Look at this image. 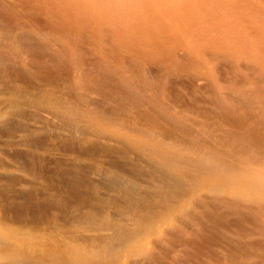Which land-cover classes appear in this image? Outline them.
Segmentation results:
<instances>
[{
    "label": "bare ground",
    "instance_id": "6f19581e",
    "mask_svg": "<svg viewBox=\"0 0 264 264\" xmlns=\"http://www.w3.org/2000/svg\"><path fill=\"white\" fill-rule=\"evenodd\" d=\"M233 2L234 3H230V5L223 0H0V7L7 9L6 15L12 20L8 23L12 24V22H14L17 26L13 27L15 28L13 30H10V25H7L8 29L4 26V28H0V63H2L0 65H4L7 61L6 59L10 57L13 61H8V63L11 62L9 63L11 67L14 63L13 67L20 70L23 75L32 77L35 80V82H32L31 78H29V81H23L24 79H13V77H11L12 75H9V72H6L7 68L4 69L2 68L3 66L0 67V264H118L126 257L121 254L120 251H117L123 247L124 244L131 248V253L135 254L137 258L136 261H150L153 258V254L151 253L149 236H155L157 239L166 242V231H168L166 228H174L177 226L176 221L179 220L178 216L185 215L190 217V210H202L201 206L204 207V204L209 199L205 200L208 194L212 195L214 201L216 200L220 205H223V207H226L227 209L230 207H232V209L233 207H236V209L246 208V210L249 211L248 209L252 208L250 206L253 204L256 206L257 213L264 216V169H245L246 167H242L237 170L238 172L236 175H233L232 171L238 166L231 163L228 164V157L215 151V148H205L201 142L194 141V136L201 135V133H193L191 126V130L184 128L183 126L186 124H180L179 119L174 116L171 117L169 113L156 107V100L154 101L150 97V94L153 91L152 89L150 90L151 87H146V82L150 83V81H154L152 80V74L154 71L151 70L154 65H162L163 68L168 67L171 69V72L178 75V77L175 76L177 78L182 75V77L187 78V80L194 79L196 82H198L197 80L200 81V78L204 79L206 84L208 83L211 86L213 91L211 94L213 95H215V77L219 76V69H222L221 66H223H219V62L222 59L224 60L227 58L230 59L231 62H236L237 67L240 71H243V73L247 72L245 64L251 62V64L264 74V15L262 16L261 14L263 13H259V10L256 11V9L250 5L244 7L243 5H237V0H233ZM240 8L244 9L243 13ZM23 11H25V13L27 12L28 16L31 15L32 17L40 13L49 20L50 25L45 21L49 27H42V29L37 27V16H34V18H36L35 20L33 19L35 22L30 21L29 17L20 18ZM215 12L219 13L220 16L216 17ZM226 12L231 13L234 16L232 17L233 19H237V17L241 15L245 16L252 21V26L244 27L240 30H234L231 27H228L223 24L225 17H223L222 13ZM31 16L30 18L32 19ZM38 18L41 17L38 16ZM39 20L40 19H38V22ZM28 31L34 33H40V31L46 33L49 32L53 38V42H57V45L50 44V42H46L47 39L45 38V43L43 41L44 39L42 40V43H44L45 46L41 47V45L39 47L48 48L50 45L49 49L53 50V55L51 56L55 57L54 59L57 62L56 65L59 66V68L61 66L69 70L67 79L61 82L60 85L52 84V82L48 80V74L50 76L53 74L52 72L51 74L50 72L47 73V70L51 65L50 62L49 64L41 63L45 64L44 67L38 63L40 61L37 60L38 58L36 60L34 59L36 56L39 57V51L36 53L35 48L32 47L34 46L33 44L32 46L30 45L32 48L31 50V48L25 43V40L28 38L26 36L28 33L26 35L24 33ZM22 33L25 38H22L24 39V43L21 39ZM39 37L41 38V36ZM28 39L26 40L27 43ZM37 39L36 41H38V44L40 45L41 40ZM82 39L89 41L88 43L90 44L88 46H90V49L92 48L94 52L98 53L101 57L95 63L94 68H89L90 64L88 66L85 64L83 56L85 53H88L89 49L85 43L81 45ZM6 40H8L10 44L6 42ZM30 41L33 43L34 40L29 39V42ZM58 41L60 46L58 45ZM33 51L37 55L32 53ZM41 51L43 50L41 49ZM48 51H45V53ZM3 52L8 55V57H5L6 59L4 58L5 54L1 55ZM42 54H44V52ZM43 56H47V53ZM52 59L50 60L52 61ZM131 62L134 63L136 68H142V75L140 74L139 81L141 80L144 88H141L139 84L134 85L126 79L127 76H123L124 74L121 73L120 68L127 69V67H130V64H132ZM50 67L53 68V66ZM225 67L229 69L228 65ZM12 70H14V68ZM57 70L59 71V69ZM126 71L127 73L129 72V70ZM173 73H170L171 77L173 76ZM250 73L248 71V74ZM10 74L14 73L10 72ZM64 74L68 73L64 72ZM16 76L14 75V77ZM251 76L250 78L252 79ZM27 77L25 79H27ZM182 77L178 80H182ZM241 78L244 77L241 76ZM166 79H168V77H166ZM229 79L231 82L234 80L231 75ZM170 80L168 79L169 82L167 81V83H170ZM192 81L193 80H191V82ZM243 81H246L244 83L249 85L247 87L251 88L249 93L253 92L264 100V86H258L264 82H258L260 84L256 85V83L250 81V79L247 81L245 78ZM183 82H186V79H184ZM239 82L241 81L238 80L235 85H238ZM196 84L199 85V83H195V86ZM201 84L203 85V83H200V85ZM148 86H150V84H148ZM193 86L194 84L192 87ZM204 86L201 89L204 90ZM223 87L225 89V84ZM205 91H208V89ZM205 91L204 93H206ZM227 91H230L231 93V90ZM158 92L160 93L161 101H164V88H159ZM230 93L228 94L223 90H220L218 98L223 103L239 107L241 105L239 101L241 100L239 98V100L233 98ZM141 100L144 103H142ZM146 100L149 105L146 104ZM109 106L110 108H113V110H107L106 107ZM205 108H207L208 111L209 107L207 106ZM245 108L246 116H248L249 119H257L258 122L256 127L263 128L264 111L260 112L257 108L256 112L253 114L251 112L248 113ZM175 109L174 111L177 112V109ZM207 111L205 113H207ZM183 113L186 114L185 112ZM219 113L223 114V116L227 115L228 118L229 115L233 116L234 114L233 111L230 112L225 109L219 110ZM186 115L184 116L186 117ZM209 116L211 115L209 114ZM197 117L198 116L193 119L196 120ZM188 118L190 117L188 116L187 119ZM187 119L185 118V120ZM23 120H27L28 122L24 121L27 123H34L35 125H32V127L30 126V128H33L34 126V131L37 132L40 130L52 132V128H54L56 130V132H54L56 133V136H53L54 134L49 135L58 139L62 137L68 138L69 135L75 131L74 129H77L76 132L78 134L79 132L81 133V146L87 149L88 147H92L94 149L90 148L91 151H97V154L100 153V155L102 153L107 155L108 151H115V148L116 153V145L113 144L115 147L113 148L112 145L97 144L96 142L93 144L94 141H90L86 134L88 132L96 133L102 130H104L103 132L115 134L118 137V140L126 141L129 144L131 150H133V152H135L141 159L142 166L139 164H129L131 158L122 154V162L126 161L124 168L127 172L126 170L122 171L121 167L119 168L118 166V164L122 163L121 161H119V163L117 162L118 164H109L110 162H106V160H103L104 158L98 159L99 155L96 157L97 160H95L94 155L90 153L91 151L89 149L90 152L87 150V156L86 152H83L84 154L82 153L83 156H81V152L79 151V157L81 159H78H83L85 164L83 167L86 166L85 168H87V166L89 167V163L90 165L93 164L91 166L93 167V172H91L95 176L103 172L117 173L118 175L131 180L134 179V175L144 176L145 182L141 181V184L143 182V185H145L144 183L147 182L146 184L154 188L159 196L167 199L169 211L165 213V216L159 221H155L154 219L149 220L152 225H148L147 233L138 230V225H136L135 222V216L138 212H136L137 209L135 208L134 211L136 215L133 214L130 216L133 219V224L132 227L130 226L131 229L129 231L126 228H114L110 221L104 216H100V214V217H87L85 222H79V220L73 218L67 220H55L56 214L53 215L51 220H36V216L34 217L35 219H33V217L28 214L27 217H30V221L16 219L12 225L8 224L6 216L9 214L8 211L11 207L10 204L7 205V203H10L9 200H12L16 205L17 200H19L21 196H24L22 193L24 191H17V188L32 187L35 189L36 184H38L42 190L46 192L55 190L52 188V185L50 184L51 181L49 182V177L46 174L42 176L38 171L33 169V165L30 166L23 162L24 159L19 156L20 152L23 151L17 152L19 153L18 156L13 153V150L17 147H19L18 149H20V147H26L29 150L32 149V151L33 149H35V151L43 149L42 146H39L40 149H38V145H33L35 143V138L33 139V137L28 136L27 131V133L24 131H18L17 133H21V137L19 140H15V138H17L15 136L17 131L15 124L20 122L22 126L24 123ZM188 120H191V118ZM201 121L200 118L199 122L201 123ZM27 123L26 125L29 126ZM196 124L198 125V123ZM223 124L224 126L229 125L226 124V122H223ZM16 125L19 126L20 124L18 123ZM234 125L236 127L238 126L236 124ZM240 127L242 126L240 125ZM193 128L195 129V127ZM232 128H230V130H222L223 134H226L227 137H230L233 140L232 143L248 146L245 150H252L254 153L253 156H264V149L259 147V143L264 141V133L257 135H251L250 132V134H240L234 131L236 129L232 131ZM237 129H239V127ZM19 130L21 129L19 128ZM130 131H135V135L131 136L132 134ZM42 136L44 137V135ZM69 142H71V140H68L66 143L70 144ZM74 143L77 145L76 142ZM58 144H63V140ZM59 148L60 147L58 146V149ZM53 150L51 151L53 152ZM25 152L28 151L25 150ZM94 154L97 156L96 153ZM31 155L35 157L33 154ZM91 155H93V162L91 161L92 163H88L91 159ZM73 158H75V156ZM70 159L68 161H70ZM86 163L88 164L86 165ZM59 164L60 163H58V165ZM152 166L157 168V170H152ZM79 167L81 168L82 166ZM85 168L83 174L81 172L82 176L86 171ZM202 171H206L214 178L212 184H202L197 189H191L186 185L179 184V186H182L185 191V195L182 197L177 196L176 192L167 186V183H169L176 188L178 187V183H176L178 182V178L176 177L183 176L186 172L199 173ZM162 174L169 175L168 177L170 179L167 181L163 178ZM172 174L177 176L175 178L174 176L171 177ZM64 175H66V173ZM44 176H47L48 179ZM232 177L234 178L232 179ZM84 179L81 181L83 182ZM87 179H85L86 182L84 181L86 184L85 187H88L87 185L91 183H89L91 180L87 181ZM100 180L101 179L94 180L93 185V189L98 191L99 194L101 189L105 188L104 185L109 186L106 182H102L104 179L102 181ZM112 189L114 193L121 192L122 190L119 185H114ZM81 192L82 191L78 193L80 195L79 198H76V202L72 200V203L82 206V209L89 208L91 211H94L93 213H97L98 211L100 213L101 209L99 207L104 201L100 197L99 199L95 197L92 199L86 190L83 194H81ZM141 193H143V191ZM54 194L56 197H60V195L57 196L56 191H54ZM66 194L64 196L70 197ZM70 194L72 195L73 193L70 192ZM112 196L111 198H113ZM62 198H64L63 195ZM129 198L131 199V197ZM224 198H229L231 200L228 202ZM24 199H26L25 196ZM69 199L70 198L67 200L65 199V201L68 203ZM111 201L113 202L112 199ZM210 204H213V202ZM128 207L130 208L129 205ZM132 207L133 206H131V209ZM207 207L208 206L204 208ZM217 208L219 209V207ZM235 210L232 212L234 213ZM239 212L242 214V211ZM227 213H229V211H227ZM110 214L112 215V213ZM230 214H228V216H230ZM16 216L19 217V215ZM16 216L15 218H17ZM240 216L242 217V215ZM197 217L199 218V216ZM253 219H255L254 216ZM253 219L252 221L246 222L251 224ZM123 220L126 221L125 218ZM240 230L241 229H239V231ZM245 232L247 231H244V233ZM169 234L168 235L171 238L173 234L171 235V232ZM133 235L141 237L139 243L133 241ZM249 237L253 238L251 233L249 234ZM185 238L187 240V237ZM261 242L262 240H260V243ZM263 242L258 244L262 246ZM256 244L254 243L253 245L255 246ZM259 250L262 251L263 248ZM263 251L262 253L264 256ZM263 256H261L262 259ZM115 257H119L117 263L116 260H114ZM183 257L185 256L183 255ZM252 258L255 257L252 255ZM243 259L245 260L244 257Z\"/></svg>",
    "mask_w": 264,
    "mask_h": 264
},
{
    "label": "rangeland",
    "instance_id": "374dc122",
    "mask_svg": "<svg viewBox=\"0 0 264 264\" xmlns=\"http://www.w3.org/2000/svg\"><path fill=\"white\" fill-rule=\"evenodd\" d=\"M149 1H151V0H149ZM223 1L227 2L228 4L234 3L233 0H223ZM237 5H241V6L243 5L244 7L246 5H250L254 9H256V11L259 10L258 11L259 13H263V14H261L262 16L264 15V0H237ZM240 10L243 13L244 9L240 8ZM6 14H7V9L0 7V15L3 16V17L0 16V28L5 27L8 29L7 25L8 26L10 25L9 26L10 30L15 29L13 27H17L16 24L14 22H12V24L8 23V22H11L12 20H10V18ZM233 14H234V11H233ZM222 15H223V17H225L223 20L224 21L223 24L227 25L228 27H231L234 30H240L244 27H251L252 26L251 25L252 21L243 15L237 17V19H233L232 17H234V16L231 13L226 12V13H222ZM30 16H28L27 12L25 13V11H23L21 13L20 18L29 17L30 21H34L36 19V18H34V16H37V19H36V26L37 27H40V29H42V27H45V28L49 27L46 24L48 22V25H50L49 20H47L40 13L38 15H34L33 17L31 16L32 19L30 18ZM38 16L41 18H38ZM215 16L218 17L220 15H219V13L215 12ZM263 18H264V16H263ZM38 19H40L39 22H38ZM41 21H42V23L43 22L44 23L42 24ZM45 21H47V22H45ZM229 22H231L232 24ZM5 24H6V26H5ZM18 33H19V31H18ZM24 34L25 35L27 34L26 36L29 39L34 40L33 43L31 41H30L31 42L30 43L29 39L27 38L28 43H29V45H28V43L26 41L27 39H26L25 43L27 44V46L30 47V45L32 46V44H33L34 46H32V47L35 48L36 53L39 51L38 52L39 57L34 56L35 57L34 59L36 60L38 58L37 60L38 61L40 60V61L39 62L37 61V62L40 63V65L44 66L45 64H49V62H50V64H51L50 66H53V68L50 67L49 65H48L49 68L47 66V68H48L47 73H49V72H50V74H51V72L53 73V74H51L53 77L48 74V80H50L52 82V84L60 85L61 82H63L65 79H67V76L69 75V72H68L69 70H67V68H63L61 66L59 68V66L56 65L57 62L54 59L55 57L51 56V55H53V50L49 49L50 45L48 48L47 47L46 48H40L39 47L41 45H42L41 47L45 46V44H44L46 41L45 38L47 39L46 42H50V44L57 45L56 44L57 42L56 43L53 42V38L49 34V32L46 33V32L40 31V33L39 32L34 33V32L28 31ZM24 34L22 33L21 39L24 38L23 37ZM32 34H33V36H32ZM39 36H41V38ZM37 38H39L41 40V42L39 41L40 45L38 44V41H36ZM24 39H22L23 43H24ZM39 39H37V40H39ZM50 39H51V41H50ZM42 40L44 41V43H42ZM6 42H8L10 44V42L8 40H6ZM88 42L89 41H87L86 39L81 40V45L83 43H85L87 45V48L89 49L88 53L84 54L83 59H84L85 64L87 66L90 64L89 68L90 67L94 68L95 63L101 57L99 56L98 53H95L92 48L90 49V46H88L90 43H88ZM35 44L37 45V48H36ZM58 45L60 46L59 41H58ZM47 46H48V44H47ZM34 48H33V50H34ZM41 49L43 51H41ZM31 50H32V48H31ZM45 51L49 52V53L46 52L47 56H43L46 54ZM41 52L42 53L44 52V54H42ZM32 53H35V52L33 51ZM3 54L6 55V56L4 55V58L8 57V55L5 52L1 53V55H3ZM52 57H53V59H52ZM8 58L7 59L5 58L7 60L6 61L7 63H8V61L11 60L10 57H8ZM50 59H52V61ZM53 61H55V62H53ZM6 62L4 64L5 67H4V65H0V67L3 66L2 68H4V69L7 68L6 72L7 73L9 72V75H12L11 77H13V79H16V80L17 79H22V80L24 79L23 81H26V80L29 81L30 80L29 78H31L32 82H35L34 78L27 77V76L23 75V73L20 70H18L16 67H13L14 63L12 64V67H11V65L9 64L11 62H9L8 64ZM41 63H45V64H41ZM0 64H2V63H0ZM219 64H220L219 66L223 65L224 67L228 65L229 69L226 67L224 68L223 66H221L222 69H219L220 74H218V75L220 77L219 76L215 77V91H214L215 95L211 94L213 92L212 88L208 83H207L208 85L206 84L204 79L200 78L202 81L197 80L198 82H196V80H194V79H191V80L195 81V82L192 81L194 84V86L192 87L193 84H192L190 79L187 80V78L182 77V75H181L180 77H182V80H178L180 77L177 78L178 75L176 73L171 72V69H169L168 67L163 68L162 65H158V66L154 65V67L151 68V70L154 71L152 74L153 75L152 80H154V81H152V82L150 81V83L146 82V87H151L150 90L152 89L153 92L150 94V97L154 101L156 100V104H155L156 107L161 108L162 111H164V112L166 111V113H169V115L171 117L174 116L175 118L179 119L180 124H182V123L186 124V125L188 124L187 126L186 125L183 126L184 128H186L188 130L192 129L193 133H196V132L201 133V135H196V137L194 136V138H193L194 141L201 142L203 144V147H205V148H208V147L211 149L215 148V151H218L222 155L228 157L227 158L228 164L231 163V164L237 165L239 167V168L236 167V169L233 171L230 169L232 171L233 175H236L238 172L237 170L241 169L242 167L243 168L246 167L245 169H247V168H251V169L255 168L258 170L264 169V156H259V157L255 156V155L253 156L254 153L252 150H250V149L245 150L246 147H248V146H244V145H240V144H234V143H232L233 140L230 137H227L226 134L222 133V130H225V129L230 130V128H232V127H233L231 129L232 131L234 129H236L234 131L237 133H240V134H243V133L250 134L251 133V135H257L260 133H264V127L262 126L263 128H261V127L257 128L256 127L257 122H258L257 119H254V118L249 119V117L246 116V112L244 110V108L246 107L245 109L248 113L251 112L254 114L256 112V109L258 108L259 109L258 111L262 112V111H264V100L261 97H259L258 95L254 94L253 92L249 93V90H251V88L247 87L249 85H246V83H244L246 81H243V79L246 78L247 81H249V79H250V81L256 83V85L260 84L261 82H264V74L261 73V71L257 67H255L253 64H251V62H247L245 64L246 69H247L246 73L245 72L243 73V71H240L239 68L237 67L236 62H231L230 59H227V58L224 60L222 59L219 62ZM130 67H131L132 71L130 70ZM130 67L128 66L127 69L120 68L121 73L124 74L123 76H127L126 79L129 80L131 83H133L134 85L139 84L142 88L144 85L141 83V80L139 81L140 74L142 75V68H139V69L136 68L134 63L130 64ZM13 68H14V70H12ZM93 68H92V70H93ZM57 69H59V71ZM61 69H63V70H61ZM126 70H129V72L127 73ZM232 70H233V72H232ZM254 70H256V71H254ZM221 71L223 72V74ZM248 71H249V73L250 72L251 73L248 74ZM10 72L14 73V74H10ZM64 72H66L68 74H64ZM155 72L159 73V74H156ZM169 72L173 73L174 77L173 76L171 77ZM166 73L167 74L169 73V74L167 75ZM229 74L231 75V77L234 78V80H232L233 82L230 81L231 78L229 79V77H230ZM251 74H252V76H251ZM14 75L15 76L17 75V76L14 77ZM58 75H61V76H58ZM165 75H167V76H165ZM223 75H225V76H223ZM175 76H177V77H175ZM241 76L244 78H241ZM250 76L254 80H252L250 78ZM26 77H27V79H25ZM166 77H168L169 80L172 78L170 80V83H167L168 79H166ZM164 78H165V80H164ZM184 79H186L187 83L183 82ZM238 80L241 82H239L238 85H235V83H237ZM258 82H260V83H258ZM195 83H199V85L196 84V86H197L196 87ZM200 83H203V85L202 84L200 85ZM148 84H150V86H148ZM224 84L227 87V88L225 87V89L223 87ZM244 84H245V86H244ZM262 85L264 86V83H261L258 86H262ZM172 86H173V88H172ZM180 86H182V87H180ZM203 86H204V90L201 89V88H203ZM159 88H164V91H165L164 92V96H165L164 101H161L160 93L158 92ZM207 89L209 92L205 91ZM226 89L231 90L232 94L230 93V91H227ZM220 90H223L225 93H228V94L230 93V95L233 98H236V99L239 98L242 101V103H244V104H242L241 101H239L241 105L239 107H234V106H230L226 103H223L218 98V94L220 93ZM204 91L206 93H204ZM201 92H202V94H201ZM166 93H167V95H166ZM176 95H178V96H176ZM239 95H240V97H239ZM212 96H213V98H212ZM204 99L209 101V102L205 101ZM147 100L150 101L149 99H147ZM147 100H146V104L149 105ZM141 102L144 103L142 100H141ZM174 102L177 104H175ZM138 105H140V104H138ZM206 105L209 107L208 111H207V108H205V107H207ZM247 107L249 110L247 109ZM146 108H147V106H146ZM106 109L107 110H109V109L113 110V108H110V106L106 107ZM174 109L177 112H175ZM221 109H223V110L225 109V110L230 111V112L233 111L234 114L232 113L233 116L229 115V118H228L227 115L223 116V114L219 113V110H221ZM178 110H179V113H178ZM206 111H207V113H205ZM183 112H185L186 114H189V115H186ZM235 113H238V114H235ZM209 114L211 116H209ZM184 115H186V117ZM188 116L191 118L192 121L188 120L190 118L187 119ZM196 116H198L199 118L197 117V119L194 120L193 118H196ZM185 118L187 120H185ZM200 118L202 121L204 120L203 122L201 121V123L199 122ZM205 119L206 120L208 119V120L206 121ZM233 119H234V123H233ZM237 120H238V122H237ZM24 121H27V120H23V122ZM27 122H24L22 126H21L20 122H18L20 124L19 126L16 125L18 123L15 124V127L17 128L16 135H15L17 138H15V140L16 139L19 140L21 137V133H17L18 131L19 132L20 131H24V132L27 131L28 136L33 137V139L35 138L34 142L36 144L34 142H32V143H34L33 145H36V146L38 145L37 146L38 149H40L39 146H42L43 149L41 148L42 150H37L38 151V153H37V151H35V149H33V151H34L33 152L32 149L29 150L26 147H20V149H18L19 147H17L16 149L13 150L14 151L13 153H15V155L18 156L19 153H17V152L23 151V152H20V154H19L20 158L24 159L23 162H25V164L30 165V166L33 165V167H34L33 169L38 171L42 176L46 174L49 177V179L47 176L46 177L44 176V177L46 179H48L49 182L51 181L50 184L52 185V188L55 189L54 191H56L57 196L60 195V197L59 196L56 197V195L54 194V191H50V192L47 191L46 192V191L42 190V188L38 184H36L35 189H33L32 187L17 188L18 189L17 191H19V190L24 191L22 193L24 194L26 199H24V196H21L22 198L20 197V199L17 200L16 205L12 200H9L10 203H7V205L10 204L11 208H9V209L12 212L9 210L8 211L9 214H7V216H6V219H8L7 220L8 224L12 225V223H14V220H16V219L22 220V221H24V220L30 221V217H27L28 214L31 217H33V219L37 218L36 220H45V219L51 220L53 215L56 214L55 220L56 219L67 220V219L73 218V219L79 220V222H85V220H87V217H89V216H94V217L95 216L96 217L97 216L98 217L104 216L106 219H108L110 221V223L113 225L114 228H122V229L126 228L129 231L132 227V224H133V219L130 216H132L133 214L136 215L135 211H134V208H135V209H137L136 212H138L137 213L138 217H137V215L135 216V219H136L135 222H136V225H138V230L140 232H146L147 233L148 232L147 231L148 225H152L149 222V220L154 219L155 221H159L163 216H165L164 214L169 211L168 206H167V199H164V197L159 196V194H157V191H155L154 188H152V187L148 186V184H146L147 182L144 183L147 186L143 185V182L141 184V181L145 180L144 176H142V175H138V176L134 175L135 177L133 176V178H134L133 180L122 177L121 175H118L117 173L103 172V173L96 175V176L93 175V173H92L93 167H91L93 164L90 165V163H89L92 161L93 155L95 157V160H97L96 157H98V155H99V157H101V158L98 157V159L104 158L103 160H106V162H108V163L110 162L109 164H112V163L116 164L117 162L119 163V161L122 162L123 158L121 157V155L124 154V155H127L131 158V160L129 161V164L141 165V159L137 156V154L135 152H133V150H131L129 144L126 141L118 140V137L115 134L103 132L104 130L96 132V133L88 132L86 134L90 141L91 140L94 141L93 144H95V142H96L97 144L100 143L103 145H109V146L112 145L113 148L117 147L116 153H115V151H116V148H115V151L114 150L108 151L107 155L103 154V153L100 155V153L97 154L98 153L97 151H95V152H94V150L91 151L90 148H92V147H90V148L88 147V149H87V148H84L83 146H81V142H80V141H82L80 138L81 133L79 132V134H78L76 132L77 129H74L75 131H73L71 133V135H69L68 138L62 137V138L58 139L56 137H51L49 135V134H51V135L54 134L53 136H56V133H54V132H56V130L54 128H52V130H53L52 132L41 131V130L37 132V131H34V126H33V128H30V126L32 127V125H35V124L31 123V122H29V123H27ZM195 122L198 123V125ZM207 122H208V125H207ZM223 122H226V124H229V125L227 126L225 124L226 126H224ZM26 123L29 124V126H27ZM199 123L201 124L202 128H201ZM24 124L27 126V129L29 127L28 130L26 129V126ZM194 124H196V125H194ZM234 124H236L238 126L236 127ZM240 125L242 127H240ZM18 127L21 130H19ZM193 127H195V129ZM209 127H210V129H209ZM234 127H236V128H234ZM238 127H239V129H237ZM250 130H252V131H250ZM260 130L263 132H261ZM130 133L132 134L131 136L135 135V131H130ZM42 135H44V137L46 135V137L44 138ZM61 140H63L64 145L58 144V143H61ZM68 140H71V142H69L70 144L66 143V142H68ZM74 142H76L77 145H75ZM71 144H73L75 146H73ZM113 144L116 146L114 147ZM259 144L261 145V146L259 145V147L264 149V141L259 143ZM65 145H66V147H65ZM58 146L60 147L59 149H58ZM53 149H55V150H53ZM89 149L91 152L89 151ZM92 149H94V148H92ZM25 150L28 152H25ZM51 150H53V152ZM87 150L90 153H92L93 155L90 156L91 159H90V161H88L89 164L86 163V165L88 164L89 167L87 166V168H85L86 166L83 167V165H85L83 162V159L80 160L81 158L79 156H80V152H81V156H83V154L85 152H86V156H87L88 155ZM72 152H73V154H72ZM94 153H96L97 156H95ZM31 154H33L35 157H33ZM108 154H109V156H108ZM74 156H75V158H73ZM42 157H43V159H42ZM78 158H80V159H78ZM259 158H260V160H259ZM69 159H70V161H68ZM43 160H45V161H43ZM125 162L126 161H123L121 164L117 163L119 168L121 167L122 171L126 170L124 168V164H126ZM58 163H60V164L58 165ZM53 164H54V166H53ZM72 164L75 167H73ZM79 166H82L81 167L82 170ZM43 167H45V168H43ZM84 168L86 171H85L84 175L82 176V174L84 172ZM144 169H145V167H144ZM151 169L157 170V168H155L154 166H152ZM74 171L77 173L78 176L76 175V173ZM81 172H82V174H81ZM126 172H127V170H126ZM65 173L67 176L64 175ZM52 176H53V178H52ZM162 176L167 181L170 179L168 177L169 175L162 174ZM173 176L175 178L177 175L175 176L172 174L171 177H173ZM81 178L82 179L89 178V179H87V181L91 180V181H89V183L90 182L91 183L90 184L88 183L89 185H87L88 187H85L86 186L85 179L82 182ZM176 178H178V182H176V183H178V187L175 188V187L171 186L169 183H167V186L169 188H171L172 190H174L176 192L177 196H179V197H182L183 195H185V191L183 190L182 186H179V184L186 185L187 187H190L191 189H197L202 184H212L213 180H214V178L209 173H207L206 171H202L199 173L186 172L185 175L180 176V177H176ZM233 178L234 177H232V179ZM92 179H93V182H92ZM98 179H101L100 181H102L104 179L102 182H106L107 185H109V186L104 185L105 188L101 189V191H100L101 196H100L98 191H95L93 189L94 180L96 181ZM52 180H54V181H52ZM134 180H136V181H134ZM53 183H55V184H53ZM114 185H116V186L119 185L122 188L121 192L114 193L113 189H112L114 187ZM84 189L86 191H88V193L92 199H94L93 197H95L97 199H99V197H100L104 201V203L102 205L100 204V207H99L101 209L100 213H99V211L97 213H93L94 211H91V209H89V208L82 209L83 208L82 206L75 205V203H72V200L74 202H76V198H79L80 194H78V193H80V191H82L81 194H83V192L85 191ZM137 190H139L140 193ZM141 190L143 191V193H141L142 192ZM25 191H28V192H25ZM68 191H69V193H68ZM74 191L77 193H75ZM66 192H67V194H66ZM70 192L73 194L71 195ZM154 192H156V193H154ZM65 194L69 195L70 197L64 196ZM62 195L64 198H62ZM117 195H118V197H117ZM145 195H146V198H145ZM111 196L113 198H111ZM8 197H7V199H8ZM67 197L70 198L68 203H67V201H65V199L66 200L68 199ZM129 197H131V199ZM73 198H75V199H73ZM110 198L113 200V202L111 201ZM210 198H211V200H210ZM207 199H208V201L204 204V207L208 206L207 208H204L203 206H201L202 207V210L200 209L201 211L199 209L190 210V213H191L190 217L185 216V215L184 216H178L179 220L176 221V225L178 227L175 226L174 228H171V227L166 228V230H168V231H166V234H167L166 242L161 241L160 239H157V237H155V236H152V235L149 236L150 237L149 241H150L151 253L153 254L152 257L154 258V260L152 258L151 259L152 261L151 260L150 261L144 260L145 262L144 261H140V262L136 261L137 258L135 256V254L131 253V248L128 247L126 244H124L123 247H121L117 251H120L121 254L125 255L126 257L122 262H119L118 264H135V263L136 264H139V263L140 264H144V263L145 264H186V263L187 264H201V263L202 264H221V263L222 264H238V263L239 264L240 263H242V264H264V256L262 253V251L264 250V242H263L264 241V235H262V234H264V216L257 213L256 206L252 204L250 206L252 208L248 209L249 211H247L246 208L245 209L237 208V209H239V210H237L236 207H233V209H232V207L227 209L226 207H223V205H220L216 200L214 201L212 199V195L208 194L206 196L205 200H207ZM224 199H226V201H228V202L231 200L229 198H224ZM19 201H21V202H19ZM119 201L122 205L119 203ZM211 201L213 202V204H210V203H212ZM70 202H71V204H70ZM43 204H45V205H43ZM20 205H22V206H20ZM128 205L130 206V208L128 207ZM131 206H133L132 209H131ZM144 206H145V208H144ZM215 206L219 207V209ZM26 207H27V209H26ZM253 207L255 210L253 209ZM13 208H14V210H13ZM211 208H213V209H211ZM15 209H17V210H15ZM225 209H227V210H225ZM235 209L237 210V212ZM250 209H251V211H250ZM233 210H235L234 213L232 212ZM16 211H18V212H16ZM225 211H226V213H225ZM227 211H229V213H227ZM239 211H242V214ZM230 212H231V214H230ZM247 212H251V213H247ZM43 213H45V214H43ZM110 213H112V215ZM232 213H233V216H232ZM99 214H100V216H99ZM113 214H115L116 216ZM193 214L196 217H194ZM228 214H230V216H228ZM239 214L242 215V217ZM16 215H19V217ZM200 215H201V218H200ZM15 216L17 218H15ZM111 216L112 217L114 216V217L112 218ZM197 216H199V218ZM210 216H211V218H210ZM253 216L255 219H253ZM124 218L126 221L123 220ZM252 219H253V222L257 221V222H255L257 226L253 222H251V224H249V222L248 223L246 222V221H252ZM256 219H258V220H256ZM195 221H198V222H195ZM232 221H234V222H232ZM185 222L188 223L189 225L186 224ZM182 223L184 226L182 225ZM185 224H186V226H185ZM242 225L244 228L242 227ZM239 226H241L244 230ZM252 227H257V228H252ZM239 229H241L242 231L241 230L240 231L243 233H241L239 231ZM169 231L171 232V235L173 234L171 236V238L169 236L170 235ZM174 231L176 234L174 233ZM179 231H181L182 233ZM244 231H247V232L244 233ZM220 232H221V234H220ZM250 233L253 236V238L249 237ZM243 234H245V235H243ZM237 235H238V237H237ZM185 237H187V240ZM140 239H141L140 236H134L133 235V241L135 243H139ZM260 240H262V242H263L262 246L259 245L262 243V242L260 243ZM193 241H195V242H193ZM185 243H187V244H185ZM191 243H193V244H191ZM254 243L255 244L259 243V244L258 245L256 244L254 246L253 245ZM153 244H154V246L157 244L155 246V248L157 247L156 249L154 248ZM158 244H159V246H158ZM167 246H168V248H167ZM233 246H235V247H233ZM247 246L250 248H248ZM259 246H261V247H259ZM261 248H263L262 251L259 250ZM160 249H162L163 251ZM247 250H248V252H247ZM252 250H254V251H252ZM178 252H180V253H178ZM156 254H157V256H156ZM217 254H219V255H217ZM245 254L246 255L248 254V255L246 256ZM183 255L185 257H183ZM252 255L255 258H252ZM242 256L245 258V260L243 259ZM261 256H263V259L261 258ZM114 260H116V263H117V261H119V257H115ZM139 260H141V259H139Z\"/></svg>",
    "mask_w": 264,
    "mask_h": 264
}]
</instances>
